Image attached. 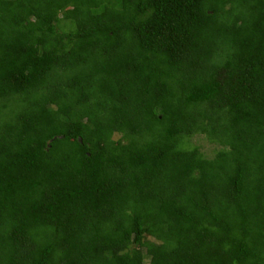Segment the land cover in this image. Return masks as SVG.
<instances>
[{"label":"trees","instance_id":"16d2710c","mask_svg":"<svg viewBox=\"0 0 264 264\" xmlns=\"http://www.w3.org/2000/svg\"><path fill=\"white\" fill-rule=\"evenodd\" d=\"M0 264H264V0H0Z\"/></svg>","mask_w":264,"mask_h":264},{"label":"rangeland","instance_id":"374dc122","mask_svg":"<svg viewBox=\"0 0 264 264\" xmlns=\"http://www.w3.org/2000/svg\"><path fill=\"white\" fill-rule=\"evenodd\" d=\"M192 145H195L199 148V151L206 155H210L211 153V145L205 142L204 140L198 138V137H193L189 141Z\"/></svg>","mask_w":264,"mask_h":264}]
</instances>
